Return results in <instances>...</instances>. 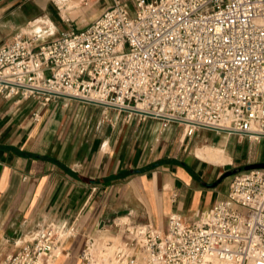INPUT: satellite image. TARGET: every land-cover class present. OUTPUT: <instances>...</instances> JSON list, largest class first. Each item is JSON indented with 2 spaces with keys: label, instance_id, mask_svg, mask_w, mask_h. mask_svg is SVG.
<instances>
[{
  "label": "built area",
  "instance_id": "2783aa9c",
  "mask_svg": "<svg viewBox=\"0 0 264 264\" xmlns=\"http://www.w3.org/2000/svg\"><path fill=\"white\" fill-rule=\"evenodd\" d=\"M0 46V95L69 98L264 144V0L117 1L87 28ZM264 163V162H263ZM113 264H264V167L232 176L200 222L128 228ZM62 233L45 228L0 264H55ZM89 237L79 264H95ZM106 252V250H103ZM108 257V260H111Z\"/></svg>",
  "mask_w": 264,
  "mask_h": 264
},
{
  "label": "crops",
  "instance_id": "0c3cea01",
  "mask_svg": "<svg viewBox=\"0 0 264 264\" xmlns=\"http://www.w3.org/2000/svg\"><path fill=\"white\" fill-rule=\"evenodd\" d=\"M117 1L135 13L137 0H0V46L85 29ZM209 133L226 134L223 143ZM232 136L205 129L187 136L179 124L77 99L0 95V262L48 227L62 233L55 264H79L89 237L127 233L121 221L156 229L173 215L200 222L228 195L230 183L212 187L235 168L226 166L264 162L247 152L234 160ZM212 149L227 161L197 155Z\"/></svg>",
  "mask_w": 264,
  "mask_h": 264
},
{
  "label": "rangeland",
  "instance_id": "374dc122",
  "mask_svg": "<svg viewBox=\"0 0 264 264\" xmlns=\"http://www.w3.org/2000/svg\"><path fill=\"white\" fill-rule=\"evenodd\" d=\"M50 38H46V39H42L41 42H46L47 40H49ZM215 133H209L206 134L205 138H212V140L216 143V144H222L223 143V139L225 137L226 134H215ZM204 138V139H205ZM233 140L235 141V152L233 151V159L235 160V157H240L242 156V154H246L247 152V158L250 157L252 158V160H255V156H258L259 158H263L264 159V144H260V145H256L255 143H252L250 140L247 139H241L239 136H232ZM201 141H203V139L200 137ZM225 152V151H224ZM257 152V153H255ZM225 154L230 158L229 154L227 152H225ZM251 155V156H250ZM257 157V158H258ZM231 159V158H230ZM235 167L234 169L237 168H241L235 165H228L225 168L228 169L229 167ZM232 180V176L230 178H227L225 180H223L219 186V188L222 191H226V189L229 186L230 181ZM122 222V221H121ZM123 223V222H122ZM122 230H124V228H121ZM120 230V229H119ZM126 236H128V233H123V232H116L114 234L111 235H104L102 237H97L95 238V244L94 247H92V250L94 249V252L92 253L93 258L96 260V263L100 262H104L102 264H109L110 260H108V257H111L112 262L115 263L114 260V251L115 249L121 248L125 246L126 243ZM115 239H118L115 240ZM97 247V248H95ZM91 250V252H92ZM103 250H106V252H103ZM61 257V255H60Z\"/></svg>",
  "mask_w": 264,
  "mask_h": 264
},
{
  "label": "bare ground",
  "instance_id": "6f19581e",
  "mask_svg": "<svg viewBox=\"0 0 264 264\" xmlns=\"http://www.w3.org/2000/svg\"><path fill=\"white\" fill-rule=\"evenodd\" d=\"M197 155L200 156L201 158L205 159V160H209V161L214 162V163H223V162L227 161V158L225 157L223 152L219 149L208 150V153H205L202 150H198ZM95 248H97V247H95ZM57 251H58V249L56 250V252ZM93 252H94V249L92 250V253ZM109 262H110L109 264H113L112 261H109ZM102 263H104V262H100V264H102ZM95 264H99V263H95Z\"/></svg>",
  "mask_w": 264,
  "mask_h": 264
},
{
  "label": "water",
  "instance_id": "95a60500",
  "mask_svg": "<svg viewBox=\"0 0 264 264\" xmlns=\"http://www.w3.org/2000/svg\"><path fill=\"white\" fill-rule=\"evenodd\" d=\"M263 167H264V163H256V164L246 165L244 167V169L245 170H249V169H252V168H263ZM239 171H241V168H237V169L229 170V171L225 172L216 183L212 184V187L218 185L224 179L229 178L230 176L236 174Z\"/></svg>",
  "mask_w": 264,
  "mask_h": 264
},
{
  "label": "flooded vegetation",
  "instance_id": "af4514ba",
  "mask_svg": "<svg viewBox=\"0 0 264 264\" xmlns=\"http://www.w3.org/2000/svg\"><path fill=\"white\" fill-rule=\"evenodd\" d=\"M233 176V175H232ZM231 177V176H230Z\"/></svg>",
  "mask_w": 264,
  "mask_h": 264
}]
</instances>
